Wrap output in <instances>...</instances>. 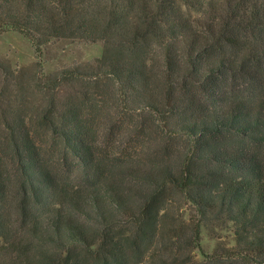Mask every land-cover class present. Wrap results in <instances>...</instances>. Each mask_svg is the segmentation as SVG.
I'll use <instances>...</instances> for the list:
<instances>
[{
	"label": "trees",
	"instance_id": "16d2710c",
	"mask_svg": "<svg viewBox=\"0 0 264 264\" xmlns=\"http://www.w3.org/2000/svg\"><path fill=\"white\" fill-rule=\"evenodd\" d=\"M6 31L0 264H264V0H0ZM54 39L103 50L47 72Z\"/></svg>",
	"mask_w": 264,
	"mask_h": 264
},
{
	"label": "rangeland",
	"instance_id": "374dc122",
	"mask_svg": "<svg viewBox=\"0 0 264 264\" xmlns=\"http://www.w3.org/2000/svg\"><path fill=\"white\" fill-rule=\"evenodd\" d=\"M103 50L101 41H66L54 39L44 49V68L53 72L63 65L90 60L100 56ZM9 58L14 68L34 60L32 45L22 34L17 31H6L0 34V57ZM186 218L188 208H181ZM236 242L233 225L230 221L224 222L216 218H209L201 226L200 247L192 249V255L197 260H202L204 254L211 253L218 244L233 245Z\"/></svg>",
	"mask_w": 264,
	"mask_h": 264
},
{
	"label": "crops",
	"instance_id": "0c3cea01",
	"mask_svg": "<svg viewBox=\"0 0 264 264\" xmlns=\"http://www.w3.org/2000/svg\"><path fill=\"white\" fill-rule=\"evenodd\" d=\"M87 60V59H86Z\"/></svg>",
	"mask_w": 264,
	"mask_h": 264
}]
</instances>
